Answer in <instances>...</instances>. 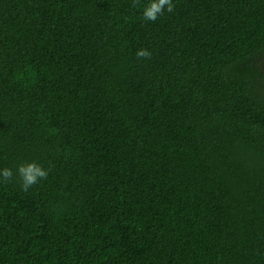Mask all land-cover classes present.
Returning <instances> with one entry per match:
<instances>
[{"label":"trees","instance_id":"trees-1","mask_svg":"<svg viewBox=\"0 0 264 264\" xmlns=\"http://www.w3.org/2000/svg\"><path fill=\"white\" fill-rule=\"evenodd\" d=\"M147 2L0 0V264H264V0Z\"/></svg>","mask_w":264,"mask_h":264},{"label":"clouds","instance_id":"clouds-1","mask_svg":"<svg viewBox=\"0 0 264 264\" xmlns=\"http://www.w3.org/2000/svg\"><path fill=\"white\" fill-rule=\"evenodd\" d=\"M174 0H148L143 6V19L149 22H155L164 16L165 12L174 11ZM137 58H150L151 52L146 48H140L136 51ZM49 167L37 160H27L19 163L15 169L11 167L0 168V184L11 182L14 177L18 178L19 187L22 191L28 192L30 188L38 185L49 176Z\"/></svg>","mask_w":264,"mask_h":264}]
</instances>
